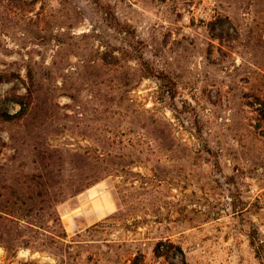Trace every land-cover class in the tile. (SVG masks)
I'll return each instance as SVG.
<instances>
[{
  "label": "rangeland",
  "instance_id": "1",
  "mask_svg": "<svg viewBox=\"0 0 264 264\" xmlns=\"http://www.w3.org/2000/svg\"><path fill=\"white\" fill-rule=\"evenodd\" d=\"M97 184L116 210L69 236ZM256 248L264 0H0V264H260Z\"/></svg>",
  "mask_w": 264,
  "mask_h": 264
},
{
  "label": "crops",
  "instance_id": "2",
  "mask_svg": "<svg viewBox=\"0 0 264 264\" xmlns=\"http://www.w3.org/2000/svg\"><path fill=\"white\" fill-rule=\"evenodd\" d=\"M117 208L112 193L97 184L78 196L77 204L68 210L62 221L66 233L76 235L80 231L111 215Z\"/></svg>",
  "mask_w": 264,
  "mask_h": 264
},
{
  "label": "trees",
  "instance_id": "3",
  "mask_svg": "<svg viewBox=\"0 0 264 264\" xmlns=\"http://www.w3.org/2000/svg\"><path fill=\"white\" fill-rule=\"evenodd\" d=\"M4 116H8V115H4ZM252 245H254L255 246V242L252 240ZM155 253L156 254H158V255H160V251H159V248L158 247H156V249H155ZM256 253H257V257H258V259H259V261H260V264H264V262H263V258H262V256H261V253L259 252V249H257L256 248Z\"/></svg>",
  "mask_w": 264,
  "mask_h": 264
}]
</instances>
